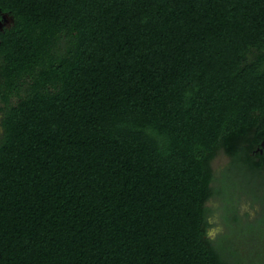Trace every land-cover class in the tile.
Instances as JSON below:
<instances>
[{"label":"trees","instance_id":"1","mask_svg":"<svg viewBox=\"0 0 264 264\" xmlns=\"http://www.w3.org/2000/svg\"><path fill=\"white\" fill-rule=\"evenodd\" d=\"M5 14L0 264H264V0Z\"/></svg>","mask_w":264,"mask_h":264},{"label":"rangeland","instance_id":"2","mask_svg":"<svg viewBox=\"0 0 264 264\" xmlns=\"http://www.w3.org/2000/svg\"><path fill=\"white\" fill-rule=\"evenodd\" d=\"M0 125H1V115H0ZM1 133H2V127L0 126V134ZM228 160H229L228 157L224 153H220L215 158V160L213 162V166L216 169L218 176H220V173L222 171L221 168L226 165ZM219 205H220V202L217 201V203H216V209L217 210L215 213V217H217L218 219L219 218L222 219L221 212L223 213V211ZM261 209H262V206L259 203H254V205L252 206L250 204V202H248L246 200V197L243 198L240 211L243 214L248 212V214H249L248 218H252V219L255 218L258 215V213L262 212ZM215 217H213V219L216 222ZM221 219H219L220 221L210 230V236L211 237H216V234H218V232L221 231V227H223Z\"/></svg>","mask_w":264,"mask_h":264},{"label":"flooded vegetation","instance_id":"3","mask_svg":"<svg viewBox=\"0 0 264 264\" xmlns=\"http://www.w3.org/2000/svg\"><path fill=\"white\" fill-rule=\"evenodd\" d=\"M12 21V17L8 16V15H3L0 16V30L4 27V26H8Z\"/></svg>","mask_w":264,"mask_h":264},{"label":"water","instance_id":"4","mask_svg":"<svg viewBox=\"0 0 264 264\" xmlns=\"http://www.w3.org/2000/svg\"><path fill=\"white\" fill-rule=\"evenodd\" d=\"M7 15V14H6Z\"/></svg>","mask_w":264,"mask_h":264}]
</instances>
